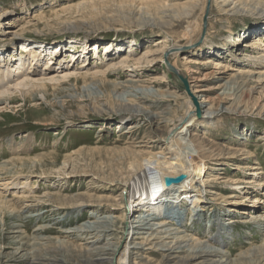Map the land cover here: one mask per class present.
I'll use <instances>...</instances> for the list:
<instances>
[{"label":"rangeland","instance_id":"1","mask_svg":"<svg viewBox=\"0 0 264 264\" xmlns=\"http://www.w3.org/2000/svg\"><path fill=\"white\" fill-rule=\"evenodd\" d=\"M125 1L0 0V91L12 88L3 95L12 100L0 101V256L7 262L25 256L18 264H80L87 251L104 247L103 238L88 245L93 239L80 228L108 212L120 215L112 202L121 186L105 181L126 173L128 153L167 152L163 132L188 114L178 134L187 130L205 142L202 158L191 144L183 149L187 160L201 165L200 191L183 185L186 192L175 199L180 207L167 214L168 228L190 244L209 245L227 262L258 259L264 254V229L257 224L264 222V78H258L264 73V0H248L262 4L239 13L231 5L237 0H228L225 12L220 0H211L204 29L206 0ZM149 3L194 8L188 18L166 12L161 20L169 18V25L161 27L156 9L142 7ZM257 35L262 45L247 47ZM163 40L177 47L167 62L188 85L160 60ZM49 60L54 65L47 69ZM24 79L44 87L16 90ZM241 82L244 88L237 89ZM133 86L165 96L140 104ZM122 101H134L143 112L126 113ZM112 226L120 231L119 223ZM142 246L139 259L161 264L157 246Z\"/></svg>","mask_w":264,"mask_h":264},{"label":"bare ground","instance_id":"2","mask_svg":"<svg viewBox=\"0 0 264 264\" xmlns=\"http://www.w3.org/2000/svg\"><path fill=\"white\" fill-rule=\"evenodd\" d=\"M132 2H133V0L125 1V3H132ZM206 2H207V0H206ZM209 2H211V0H209ZM226 2H228V0H220V8L219 9L224 10V7H226V6H224ZM253 4L261 6L262 3L259 4L257 2H250L248 0H237V2H235V3H233L231 1V5L233 6L232 7L233 13H239L240 11L243 10V7H245L247 5H253ZM151 5H152V3L151 4L149 3L146 5H142V7H144L145 11H147L146 9H150L153 7L156 9V11L155 10L154 11L156 12V14L160 15L157 17L160 20V22L157 24L161 27L169 25V22H168L169 18H168V20L167 19L161 20V19H164V18H162V15L163 16L166 15V12L169 13L168 11H170V10H177L179 16H181L182 18H188L191 15V13L193 12V8H194V4H192V3L185 4V5H183V7L173 6V7H169V8H166V6H163V4L162 5L159 4L157 6L150 7ZM210 7H211V5L209 4L208 11L210 10ZM75 8H78V7L69 8L66 11H69V10L75 9ZM205 11H206V7L204 8V14H205ZM62 12L64 13L65 11H62ZM224 12H225V10H224ZM143 14L144 15L145 14L150 15L149 13H143ZM169 16H171V14ZM173 18H175V17H172V19ZM206 19H207V17H206ZM205 26H206V21H205ZM201 27L203 28V23H202ZM201 31H200V34H201ZM12 36H14V34ZM260 38H262V37L257 35L256 38H254L251 42H249L247 47H255L256 45H260L261 44ZM164 39H167V35ZM161 40L162 39H160V41ZM201 42L202 41L198 40V45H200ZM159 43H162V45L164 43L163 51L161 52V55H160V60L162 61L163 57H166V59H167L166 62L167 61L170 62L169 59L173 58L174 56H176V53H178L177 47L169 45L166 40H163L162 42H158V44ZM74 44L77 45L79 43H74ZM183 48H187V47H183ZM21 49H22L21 51H23L24 53L29 50L28 47H21ZM32 50L34 52L37 51L40 54L43 52V50H41V52H40L39 48L38 49L33 48ZM52 50H53V48H52ZM34 52H33V54H35ZM53 52L55 54L54 56H56L59 51H53ZM30 53H31V51H30ZM74 57H75V55H73V58ZM189 62H193V60H190ZM49 64L54 65V64H52V60H49L47 63H45V67L47 69H48ZM214 65H217V64L215 63ZM175 72H177V75L174 73L177 76V78L178 77L181 78V82L184 81V78H185L186 81H184V83L187 85L189 84L187 81L188 77L185 74H183L182 72H180L176 69H175ZM179 72L181 73V76H180ZM68 75H70V74H67L65 76V78ZM60 77H61L60 79H62L63 76H60ZM70 77H71V75H70ZM238 78L239 77H237V79ZM258 78H260L262 80L264 78V73H263V75H259ZM25 79H28V77ZM25 79L22 80V82L19 81V83L15 86L16 90L19 89L20 87L27 88V87H42L43 86V85H41L42 83L35 85L34 83H31L32 81L28 82V80L26 81ZM39 80H43V79H38V81ZM47 80H49V82L50 81L53 82V79H47ZM43 84H45V83H43ZM243 85L244 84L241 82V85L237 89H240V88L243 89L244 88ZM182 86H184V84ZM187 87L190 91V86H187ZM249 89L251 90L252 88H249ZM9 90L3 91V92L0 91V101L7 103L8 101L12 100V98L9 97V96H11V94H9V96L7 98H4V96H3L5 94L10 93L12 88L10 89V87H9ZM13 90H15V89H13ZM28 90H29V88H28ZM200 91H202V90H200ZM161 92L162 91H160V92L152 91L151 88H137L135 86L131 87V91H130V93L133 94L135 101L140 102V104H141V102H143L144 100H147V99L152 100L154 97H156V98H154L156 100V99H160V98L164 97L165 96L163 94L164 92L163 93H161ZM194 93H199V91L196 90L193 92V94ZM127 103L123 102V104H121V108H123L122 110H126V113H128L127 111H132L135 113L143 112L142 108H139V107L134 105V101H133V103H130V101H128ZM153 103H156V102H153ZM157 104H159V103H157ZM190 105H191V103L189 101L188 106H190ZM201 107L202 106H200V105L198 106L199 111L201 110ZM209 114L211 115V113H209ZM132 116H135V115H132ZM142 116H144V115H142ZM187 116H188V114H186L183 118H181L179 120L177 119L178 121H176V123H174V121H172V123H171L172 125H170L168 129L166 128L167 130L165 132H163L164 133L163 136L161 135L162 137L160 139L162 141H164V143L166 142L165 146H167V152H159V153H155V154H153L151 152H147V154H146V151L144 150L145 151L144 156H141L142 153H140L138 151L137 152L135 151L134 152L135 154L128 153V159L127 160H129V161L127 163L128 166L126 169V173L119 175L118 177H116L112 180L105 181L108 186H112V188H114V189H117L118 185L121 186L120 187L121 188V190H120L121 195L119 196V199L112 202V203H114V207H112V209L113 210H119V211H121V213L118 216V215H115L113 213L108 212L109 215L103 216L102 219H98L101 221L93 222V223L87 222L86 223L87 226H86V224H84L83 227L80 228L83 230V232L85 230V233H88L90 235V237H92V239H93L90 242H87L88 245H91L90 243H93L94 239L97 240V239L103 238V241L106 242L103 245L104 247L96 248V249L92 250V252H90V253L87 251L86 252L87 256H85L86 258L84 257V259H81L80 264H146L144 262L145 260L144 261L141 260L142 258L139 259V256H138V255H140L139 253L142 250V247H144V246H142L144 243H147V246H153V245L157 246L158 250L163 255L162 259L160 260L161 264H237L236 262L235 263L234 262H232V263L227 262L228 259L227 260L223 259V257L221 256V253H219L217 250H213L212 248L208 247L209 245L206 246L204 244H199V243L190 244L189 239L182 236V234L175 232V230L173 231V229L171 230L170 228H168L169 222L167 221V219H170V218L168 217L167 214L170 212H176L177 208L180 207V204H179L180 201H176L175 199L180 200L179 194L186 192L183 185H187V186L191 185L192 189L195 190L194 191L195 194H196V192L198 193L200 191L199 187H197L198 182L196 181V173L198 171L197 167H199L201 165L199 163L195 162L194 157L190 158V160H187L184 153H183V149H186L187 144H191V146L193 145V147L196 149L197 157L200 156L202 158L203 157L202 154L204 152V147H205V142L202 140L196 139L187 130L183 131L181 134H178V130L181 127L180 124L186 119ZM165 124H167V123H165ZM151 143H153V142L151 141ZM137 148L139 149V147H137ZM144 148L145 149H151V148H147L146 145L144 147H142V149H144ZM152 149H151V151H152ZM210 155H213V154H210ZM188 157H191V156H188ZM17 163H19V162H17ZM20 164H22V163H20ZM125 166H126V164H125ZM200 169H202V167ZM124 176H126V177H124ZM179 176H183L184 179H186L185 184H183L184 182L182 183V181H183L182 180L176 184H170L168 186L165 185V182H164L165 178L175 179ZM98 182H103V180H99ZM98 182L94 183V184L95 185L100 184ZM194 198L195 199L189 204L190 206H192L191 209H194L195 202L197 201V198L196 197H194ZM257 202L259 203L260 200L256 199V203ZM0 203L2 204L5 202H3V200L0 199ZM69 203H71V202H69ZM138 204H140V207L138 206ZM62 205H64V204H62ZM62 208H64V207H62ZM134 210L139 211L138 214H136L137 216L136 217L133 216V219H129L128 217L133 213ZM91 217H93L92 213H91ZM164 219H166V220H164ZM128 220H129V222H128ZM172 220H174V219H172ZM154 221H160V223L154 224L153 223ZM116 223H119L121 225L119 232H116V230L112 229L114 227L112 225L116 224ZM257 224L260 226V229H264V227L262 226V225H264V222H258ZM16 232L18 233V231H16ZM66 232L68 233L70 231H66ZM83 234H81V236ZM78 235H80V234H78ZM143 235H145L146 237ZM108 240L110 242H107ZM141 240L143 242H138ZM99 242H102V241H99ZM122 247H123V249H122ZM90 250H91V248H90ZM248 255H249V253L245 254V256H246L245 259H248V257H247ZM22 257H25V256L21 255V256L15 257L13 259H10V261L7 262L8 260H3V257L0 256V264L22 263V261L24 259ZM20 258H22V259L20 261H17ZM137 259L139 260L138 263L136 261ZM251 259H249V261H248L249 264H264V254H259L258 259H256V260L252 259L253 261H251ZM35 260H37V259H35ZM38 260H39V258H38ZM55 261L62 263V264L64 262L63 260L54 259L53 262H55ZM36 263H38V261ZM69 263H70V261H69Z\"/></svg>","mask_w":264,"mask_h":264},{"label":"water","instance_id":"3","mask_svg":"<svg viewBox=\"0 0 264 264\" xmlns=\"http://www.w3.org/2000/svg\"><path fill=\"white\" fill-rule=\"evenodd\" d=\"M209 4H210V2H209V0H207V2H206V11H205V14H204L203 19H202V22H203V29L205 28V21H206V17H207V13H208V7H209ZM163 59H164V61H165V64L169 67V69H170L173 73H175V74L177 75V72H175V70H174L172 67H170V66L168 65V63H166V57H164ZM183 179H184L183 176H179V177H177V178H175V179L165 178V179H164V182H165V185L168 186V185H170V184H176V183H179V182L182 181Z\"/></svg>","mask_w":264,"mask_h":264}]
</instances>
